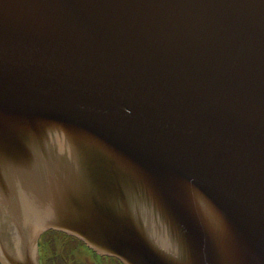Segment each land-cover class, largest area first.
<instances>
[{"label":"water","instance_id":"obj_1","mask_svg":"<svg viewBox=\"0 0 264 264\" xmlns=\"http://www.w3.org/2000/svg\"><path fill=\"white\" fill-rule=\"evenodd\" d=\"M48 229L264 264V0H0V262Z\"/></svg>","mask_w":264,"mask_h":264},{"label":"flooded vegetation","instance_id":"obj_2","mask_svg":"<svg viewBox=\"0 0 264 264\" xmlns=\"http://www.w3.org/2000/svg\"><path fill=\"white\" fill-rule=\"evenodd\" d=\"M40 245L43 264H125L118 258L100 254L77 238L57 230L45 231L40 237Z\"/></svg>","mask_w":264,"mask_h":264}]
</instances>
